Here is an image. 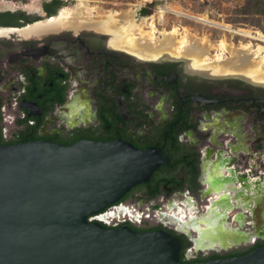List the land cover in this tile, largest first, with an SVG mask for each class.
Masks as SVG:
<instances>
[{"label":"flooded vegetation","instance_id":"1","mask_svg":"<svg viewBox=\"0 0 264 264\" xmlns=\"http://www.w3.org/2000/svg\"><path fill=\"white\" fill-rule=\"evenodd\" d=\"M62 2L0 9V145L159 149L166 162L91 221L167 231L182 261L264 245V79L208 57L140 55L115 41L111 16L71 17Z\"/></svg>","mask_w":264,"mask_h":264},{"label":"water","instance_id":"2","mask_svg":"<svg viewBox=\"0 0 264 264\" xmlns=\"http://www.w3.org/2000/svg\"><path fill=\"white\" fill-rule=\"evenodd\" d=\"M166 158L122 140L0 145V264H264V245L182 261L164 230L106 227L89 216L148 179Z\"/></svg>","mask_w":264,"mask_h":264},{"label":"rangeland","instance_id":"3","mask_svg":"<svg viewBox=\"0 0 264 264\" xmlns=\"http://www.w3.org/2000/svg\"><path fill=\"white\" fill-rule=\"evenodd\" d=\"M44 0H0V9H17L26 12L36 11L40 3ZM62 5L57 12H68L71 17L76 15L78 0H62ZM93 8L89 19L99 21L101 18L111 19L118 14H126L132 21L133 27L143 18L153 15V23L158 30L183 29L195 34L200 40L207 39L209 42V52L213 57L226 58L230 56L227 50L222 51L219 47L223 39L230 44L238 42L250 44L253 49L258 46L263 47L261 55H264V41L240 35L238 33L225 30L220 24H228L232 28H242L248 30L252 35L257 32L264 35V0H167V4L177 10L184 11L188 15H179L168 10L163 16H159L158 7L164 2H158L148 8L144 15L139 13L140 8L133 0H88ZM257 10V11H256ZM85 17V14L84 16ZM196 17L200 18L196 19ZM87 18V17H86ZM201 18L212 22L202 21ZM148 24V25H147ZM149 23L143 26V30H149ZM181 34H178L180 37ZM223 53V55H222ZM211 58L210 56H207ZM210 60V59H206Z\"/></svg>","mask_w":264,"mask_h":264},{"label":"bare ground","instance_id":"4","mask_svg":"<svg viewBox=\"0 0 264 264\" xmlns=\"http://www.w3.org/2000/svg\"><path fill=\"white\" fill-rule=\"evenodd\" d=\"M93 8L89 5L88 0H78L77 11L74 17L79 15L90 16ZM159 13L164 10L173 11L179 15H188L194 17L184 11L174 9L167 3L159 6ZM196 19H199L196 17ZM202 21L212 22L201 18ZM149 23L150 29L143 30V26ZM108 25H120L121 30L117 33L115 41L118 44H123L126 48L137 52L140 55L155 56V55H180L186 58H191L194 61L205 59L210 56L221 68L233 70H252L253 75L258 79H264V55H261L263 47L258 46L253 49L250 44H230L221 40L219 47L222 51L227 50L230 53L229 57H213L209 52V42L207 39L200 40L195 34L183 29L179 32L177 29L158 30L153 23V15L143 18L136 26L133 27L132 21L128 19L126 14H118L107 21ZM148 25V24H147ZM225 30L238 33L240 35L258 38L264 41V35L257 32V35H252L248 30L242 28H232L228 24H220ZM178 34H181L178 37ZM223 55V53H222Z\"/></svg>","mask_w":264,"mask_h":264},{"label":"built area","instance_id":"5","mask_svg":"<svg viewBox=\"0 0 264 264\" xmlns=\"http://www.w3.org/2000/svg\"><path fill=\"white\" fill-rule=\"evenodd\" d=\"M135 2V4L139 7H147L149 8L150 6H152L155 3L158 2H164V5L167 3V0H133ZM158 9L160 10V8L158 7ZM159 10L157 11L159 13ZM168 10H164L162 11V13H159V16H163V14H165Z\"/></svg>","mask_w":264,"mask_h":264},{"label":"trees","instance_id":"6","mask_svg":"<svg viewBox=\"0 0 264 264\" xmlns=\"http://www.w3.org/2000/svg\"><path fill=\"white\" fill-rule=\"evenodd\" d=\"M56 1H58V0H56ZM257 11V10H256ZM148 12V8L147 7H142V8H140V10H139V13L141 14V15H144V14H146Z\"/></svg>","mask_w":264,"mask_h":264}]
</instances>
